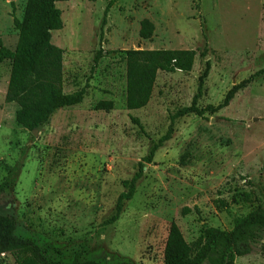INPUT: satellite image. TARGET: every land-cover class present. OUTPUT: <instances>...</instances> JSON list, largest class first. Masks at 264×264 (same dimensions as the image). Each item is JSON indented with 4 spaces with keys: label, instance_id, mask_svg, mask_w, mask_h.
Instances as JSON below:
<instances>
[{
    "label": "rangeland",
    "instance_id": "1",
    "mask_svg": "<svg viewBox=\"0 0 264 264\" xmlns=\"http://www.w3.org/2000/svg\"><path fill=\"white\" fill-rule=\"evenodd\" d=\"M112 0L57 2L64 27L52 43L64 51L63 88L87 87L82 104L57 111L35 131L17 124L6 102L11 62L0 65V212L10 208L18 233L53 258L102 264H164L171 225L191 244L206 228L231 231L264 207V75L216 114L178 119L121 218L113 216L131 179L171 116L189 107L199 79L211 70L197 106L221 104L227 93L264 70V0ZM27 0H0V39L14 51ZM155 26L140 37V23ZM207 49V55L201 51ZM201 50L191 72H159L149 104L126 107V53ZM102 57L97 66L95 58ZM95 67V69H93ZM101 101L110 112L97 111ZM140 121V125L133 121ZM235 264H264V229ZM0 264H16L1 255ZM204 264H219L214 253Z\"/></svg>",
    "mask_w": 264,
    "mask_h": 264
},
{
    "label": "trees",
    "instance_id": "2",
    "mask_svg": "<svg viewBox=\"0 0 264 264\" xmlns=\"http://www.w3.org/2000/svg\"><path fill=\"white\" fill-rule=\"evenodd\" d=\"M60 1L68 0H27L22 18H14V27L18 31L15 50L6 48L0 39V65L7 60L11 62L6 102L19 106L17 124L28 131H35L46 125L59 110L82 104L87 95V87L72 94L64 93V51L52 43V33L64 27L62 11L57 7V2ZM114 3L115 0H112L105 10L103 26ZM140 27V37L144 40L151 39L155 32L154 24L145 19L141 21ZM200 51H128L125 58L127 109L140 110L149 104L159 72H191ZM207 51L206 48L202 50L201 56L205 57ZM101 57L102 54L99 53L95 58V66L99 64ZM210 70L211 64L207 61L192 104L177 110L171 116L167 132L158 141H152L149 153L139 163L135 175L123 182L124 191L107 224L116 223L121 218L125 205L134 199L138 185L145 175V166L152 164L159 149L172 139L178 119L191 115L202 118L207 113L213 115L220 112L229 106L239 91L264 75L262 70L233 87L218 106L200 108L197 102L203 94ZM113 108V103L109 101H101L96 105L97 111L110 112ZM133 121L141 127L138 119L133 118ZM10 208L0 212V256L10 254L16 264H102L96 260L75 259L65 262L51 257L36 241L18 233V223L10 213ZM255 228L264 229V207H258L245 219L238 221L231 231L204 229L198 240L191 244L185 240L179 226L173 223L164 250V264H204L214 253L218 255L219 264H235L238 257L251 253L252 244L258 239Z\"/></svg>",
    "mask_w": 264,
    "mask_h": 264
}]
</instances>
